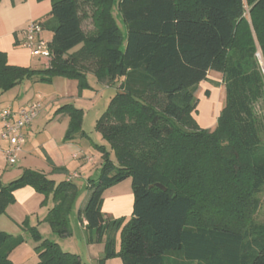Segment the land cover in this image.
<instances>
[{
  "label": "trees",
  "instance_id": "16d2710c",
  "mask_svg": "<svg viewBox=\"0 0 264 264\" xmlns=\"http://www.w3.org/2000/svg\"><path fill=\"white\" fill-rule=\"evenodd\" d=\"M104 1L51 0V23L45 26L52 35V56L46 68L11 65L0 51V93L55 75L77 78L81 86L89 71L98 80L119 82L98 121L115 161L103 155L77 210L94 241L105 244L97 264L116 255L114 232L122 221L102 213L103 193L126 178L133 201L121 230L123 264H264V223L249 216L259 209L257 194L264 188V144L252 110L263 80L258 64L248 60L254 39L264 60V0ZM87 17L94 26L90 33L80 26ZM230 49L242 55L230 57ZM211 70L223 75L226 94L214 130L199 128L189 115L197 105L198 84ZM80 129V113L72 110L64 141ZM201 162L205 166L197 172ZM26 185L53 194L58 203L45 220L55 233L69 235L76 186L64 181L54 190L53 181L38 171L26 170L7 185L0 182V214L14 201V191ZM224 204L241 227L220 214L226 213L219 208ZM201 213L206 217L196 216ZM35 238L37 264H81L56 243ZM22 242V236L0 231V264H9L8 253Z\"/></svg>",
  "mask_w": 264,
  "mask_h": 264
},
{
  "label": "rangeland",
  "instance_id": "374dc122",
  "mask_svg": "<svg viewBox=\"0 0 264 264\" xmlns=\"http://www.w3.org/2000/svg\"><path fill=\"white\" fill-rule=\"evenodd\" d=\"M81 1L83 0H78V2ZM107 1L109 2L110 0ZM42 4L44 3L39 5ZM86 10L88 13L90 12L89 8ZM83 12L82 9H79V14L83 15ZM112 13L118 25L124 30L122 17L117 13L116 6H113ZM47 18H50L49 14L44 15L41 18V22H45ZM33 21L35 20H29L25 27ZM80 26L85 33H90L94 30L90 17L82 19ZM254 46L255 52L253 53V57L248 60L249 64L251 61L258 64L259 70H261L260 73L263 85L259 97L252 101V110L259 120L261 127V140L264 144V60L262 58L260 46L255 39ZM228 54L230 57H238L242 55L237 49H230ZM35 60L36 62L33 68L37 67V69L42 68L45 61H48L47 66L51 63V59L46 60L37 56L35 57ZM70 80H73L74 83L70 84ZM118 83V81H114L109 84L106 80H98L91 71L85 75V78H82L81 86L79 85V79L60 75L52 76L51 81H23L21 90H24L29 98L32 97L34 101L40 103L38 114H47L48 118L43 119L38 125L39 128L35 131V138H33L31 133L28 134V138L31 139L30 144L28 143L19 154L15 153V159L17 161L12 165H5L1 169V184L7 185L10 181L20 177L26 170H34L43 173L53 181L54 190L59 188L58 186L61 182L69 181L76 186V191L73 197L74 201L71 211L68 214V222L70 228L76 227L75 225L79 221L77 216L78 207L87 199L89 192V179H96L99 169L101 168L103 155L107 153L108 157L115 161L114 148L111 146L110 140L105 137L104 132L98 128V121L106 110L110 98L117 93L119 89ZM205 90H208L209 93L206 94ZM17 92L16 88L12 91V94H16ZM195 97L197 99V105L195 109L190 110L189 115L192 116L199 128L214 130L217 124L218 114L226 101L223 75L214 70L209 71L207 78L198 84ZM72 110L79 111L80 113L81 129L74 134L72 139L64 141V135L62 136L61 132L63 126L62 121L63 119H68L69 123L70 112ZM51 120L52 122L49 124L50 126L47 128L45 127L46 129L43 128L45 122ZM81 131L82 133H80ZM26 138L27 134L24 133V139ZM50 138L53 140L56 147L52 146V144L45 147L43 146L44 149L46 148V150H48L47 156L41 145H44V141H47ZM33 142L35 145H33ZM87 158H90V160L87 161ZM202 166H205L204 162H201L197 172L200 171ZM74 173H76V176H72ZM178 173L177 170L173 172L171 184L174 188H176L179 181ZM125 187L132 191L130 178L109 187L104 192L102 198L103 208H110V211L118 209L116 212H111L110 215H108V218L110 220H122L117 227V231L114 232V251L116 255L113 256L121 261L122 258L119 255L121 250V230L131 216V198L129 200L118 202L114 195L122 192ZM42 196L43 199L40 203L42 215L38 220L39 222L36 221V218L32 219L30 222L28 216H26L21 222L13 221L9 216V212H11L9 210H15L19 207V203L15 200V197L14 201L8 204L5 210L0 214V231H4L14 238L17 236L23 237V242L14 247L8 253L7 261L9 264L38 263L39 258L35 246L37 245L36 243L39 242V239L35 238L36 234L41 237L40 241L48 238L47 240L56 243L60 252H68L66 250L69 247L80 249L82 246L78 234H75L73 239H69V235L62 236L53 231L50 224L46 222L45 217L47 216L50 207L57 204L58 201L53 200L52 193L47 196ZM257 198L260 207L256 212L251 213L249 216L250 219L255 222L264 223V188L259 194H257ZM221 206H219L220 210H226V213H224L225 211L220 212L226 222H230L236 227H241L239 223H242V221H239V223L237 222L231 213L232 210L229 207V204ZM33 215H36V213ZM199 215H202V213L196 214V216ZM247 215L248 214H246V216ZM205 217L206 216L203 217V215L201 216L202 219ZM25 219H28V223L25 222ZM103 255L104 252L101 257ZM108 259H105L103 264H105V261Z\"/></svg>",
  "mask_w": 264,
  "mask_h": 264
},
{
  "label": "crops",
  "instance_id": "0c3cea01",
  "mask_svg": "<svg viewBox=\"0 0 264 264\" xmlns=\"http://www.w3.org/2000/svg\"><path fill=\"white\" fill-rule=\"evenodd\" d=\"M41 3L44 4L39 5ZM50 5L51 0H0V51L5 52L7 62L9 64L33 68L36 62V56L31 53L30 48L21 45V41L23 40V30L29 20L41 21V18L44 15L49 14ZM42 23L44 24L42 37L47 40H51V32L45 26L51 23L50 18H47V20ZM47 65L48 61H45L44 66L42 68H46ZM33 69H37V67H34ZM69 83L72 84L74 83V81L70 80ZM22 85L23 82L17 84L13 88L3 93H0V109H3L5 106L8 105L18 107L25 105L31 101H34L32 97H28L27 93H25L24 90H21ZM16 88L18 92L16 94H12V91H14ZM45 118H48L47 114L42 115L39 113L33 120V122L25 129V134H27V138L24 139V141L20 144L19 150L15 152L16 154H19L24 149V147L28 145V143L30 144L31 139L28 138V134L31 133L33 138H35V131L39 128L38 125L40 124V122H42ZM46 122L43 128L49 127V124L52 122V120L48 121L47 123ZM62 125L63 126L61 128V132L63 136L67 129L68 119H63ZM51 144L52 146L56 147L55 143L50 138L47 141H44V145H41L47 156L48 150H46V148L44 149V147ZM33 145H35L34 142ZM5 147L6 143L3 142L0 148V171L5 165H8L3 151ZM89 160L90 158H87V161ZM13 195L15 197V200L19 203V207L16 208L17 210H9L11 211L9 212V216L13 219V221L21 222L26 216H28L30 222L34 218H36V221L39 222L38 220L41 218L42 215L40 203L43 199V196L29 185L23 186L15 190ZM114 196L115 198H117L118 202L122 200H129L131 198L130 210L132 212L133 195L130 189L128 190V188L125 187L123 188L122 192L117 193ZM84 204L85 201H83L78 208L82 207ZM110 210V208H103L101 204V211L107 218L111 212H116L118 209H115L114 211ZM35 213L36 215H33ZM75 226L76 227L70 228L71 232L69 234V239H73L75 237V234H78L82 246L80 249L76 247H69L66 251L77 255L81 264H97L98 259L101 257L105 250L104 242L94 241L92 231L86 228V221L84 219L79 218V221L78 223H76ZM105 264L123 263L120 259L117 260V258L111 257L110 259L105 261Z\"/></svg>",
  "mask_w": 264,
  "mask_h": 264
},
{
  "label": "built area",
  "instance_id": "2783aa9c",
  "mask_svg": "<svg viewBox=\"0 0 264 264\" xmlns=\"http://www.w3.org/2000/svg\"><path fill=\"white\" fill-rule=\"evenodd\" d=\"M42 32L43 26L40 22H30L23 30L21 45L30 48L34 56L48 60L52 56L50 40L42 37ZM39 107L38 101H31L18 107L8 105L0 110V148L3 142L6 143L3 151L8 164L15 163V152L24 141L25 129L38 115ZM72 176H76V173Z\"/></svg>",
  "mask_w": 264,
  "mask_h": 264
},
{
  "label": "water",
  "instance_id": "95a60500",
  "mask_svg": "<svg viewBox=\"0 0 264 264\" xmlns=\"http://www.w3.org/2000/svg\"><path fill=\"white\" fill-rule=\"evenodd\" d=\"M157 186H159L162 189H165V187L163 185H161L160 183H157Z\"/></svg>",
  "mask_w": 264,
  "mask_h": 264
}]
</instances>
